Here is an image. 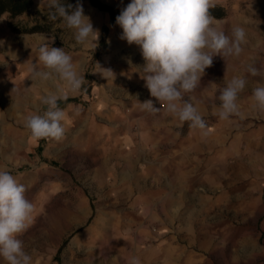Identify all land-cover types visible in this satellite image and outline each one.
Segmentation results:
<instances>
[{
	"label": "rangeland",
	"instance_id": "obj_1",
	"mask_svg": "<svg viewBox=\"0 0 264 264\" xmlns=\"http://www.w3.org/2000/svg\"><path fill=\"white\" fill-rule=\"evenodd\" d=\"M114 12L80 3L98 41L76 44L73 30L48 19L49 0L28 13L0 17V168L7 167L35 205L20 237L32 264H264V111L252 91L264 75V0H215L226 15L218 30L246 31L239 56H215L188 95L207 135L169 114L145 87L139 46L116 24L130 0H99ZM40 26L44 32L18 33ZM63 48L84 76L71 92L60 81L31 77L43 70L38 49ZM100 66H99V65ZM104 69H111L108 75ZM233 77L240 115L221 120L217 96ZM63 94L64 136L35 139L24 126L43 114L41 97ZM187 99V97H185ZM152 100L157 114L140 103ZM0 264L5 262L0 259Z\"/></svg>",
	"mask_w": 264,
	"mask_h": 264
},
{
	"label": "clouds",
	"instance_id": "obj_2",
	"mask_svg": "<svg viewBox=\"0 0 264 264\" xmlns=\"http://www.w3.org/2000/svg\"><path fill=\"white\" fill-rule=\"evenodd\" d=\"M47 7L48 19L62 20L73 30L76 44L98 41L99 33L80 3L73 6L65 5L62 0H49ZM214 7L215 0H130L116 17V24L122 29L121 38L140 48L145 61L143 79L150 95L160 104H166L167 112L181 123L189 122L190 128L200 129L204 135H207V125L188 94L199 87L205 69L213 64L215 56H239L246 43V31L241 26H233L230 35L217 29L215 17L209 11ZM38 52L44 67L39 70L33 66L32 80L41 83L60 80L71 92L81 89L84 76L63 48L44 44ZM104 70L108 75L113 73L111 69ZM246 72L251 76L264 75V68L249 65ZM247 83L244 77H233L219 90L216 114L221 120L240 115L237 100ZM252 98L255 107L264 111V85L253 89ZM61 99L67 97L57 93L42 96L41 103L47 106L43 114L25 118L24 126L33 138L59 140L64 136L65 113L58 106ZM140 104L150 114L161 111L152 100ZM25 193V186L10 170L0 168V259L5 264H32V257L24 250L20 238L35 211L34 203ZM130 264H140V261L133 257Z\"/></svg>",
	"mask_w": 264,
	"mask_h": 264
},
{
	"label": "trees",
	"instance_id": "obj_3",
	"mask_svg": "<svg viewBox=\"0 0 264 264\" xmlns=\"http://www.w3.org/2000/svg\"><path fill=\"white\" fill-rule=\"evenodd\" d=\"M34 0H0V17L4 14L8 15L9 19H14L18 16H21L25 13H28L32 6ZM89 3L94 7L97 8L99 11L107 12L112 14L114 10L106 4L101 3L99 0H89ZM67 5V3H64ZM210 13L213 17L217 19H221L225 17L226 12L224 8L215 6L211 8ZM14 32L18 33H39L44 32L43 28L36 25L33 28L26 30V29H15L12 28ZM65 101H58V106H61Z\"/></svg>",
	"mask_w": 264,
	"mask_h": 264
}]
</instances>
